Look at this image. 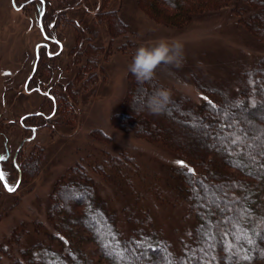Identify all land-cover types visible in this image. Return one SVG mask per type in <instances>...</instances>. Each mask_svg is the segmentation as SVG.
I'll return each mask as SVG.
<instances>
[{"label": "rangeland", "instance_id": "374dc122", "mask_svg": "<svg viewBox=\"0 0 264 264\" xmlns=\"http://www.w3.org/2000/svg\"><path fill=\"white\" fill-rule=\"evenodd\" d=\"M43 1L46 6L37 8L26 0H0V155L8 151L11 158L21 146L18 160L23 161L31 154L29 161L38 163L39 167L33 177L21 178L19 170L5 177L4 184L16 190L9 192L2 188L0 250L12 237L19 238L21 248L34 232L45 239L53 230L48 219L53 186L76 165L86 170L108 208L117 211L118 228L122 230V210L127 205L135 218L150 215L156 228L177 247L190 224L182 222L188 204L183 194L173 191L178 184L172 176L177 167L186 165L178 164L180 160L157 145L136 138L131 132L120 131L110 123L111 116L121 110L129 88L128 68L132 56L141 44L161 38L178 40L183 45L181 65L161 64L154 77L170 91L199 104L205 97L189 80V73L198 72L213 83L224 80L238 86L239 70L263 58L264 46L249 37L239 21L242 16L233 13L230 5L194 11L190 20L181 26H172L148 15L137 0ZM105 12H114L111 34L107 33L104 23L93 21L95 15ZM55 21L53 34L62 48L60 50L56 44L49 48L54 56L50 61L43 60L36 75L37 53L46 43L43 27L50 31L46 26ZM261 22V18L253 22L257 32L264 31V22ZM121 23L126 26V33L119 36L116 24L122 28ZM77 40H81L82 45L89 41L104 45L98 60L101 69L95 72V79L85 78L82 88L78 83L74 85L79 93L70 110L51 115L53 103L48 95L57 88L49 89L42 81L38 82V78L41 79V70L47 64L55 69L52 81L58 76L64 78L63 82L73 78L79 66L78 56L72 57ZM151 95L146 89L138 94V100L145 117L155 119L146 104ZM243 104V101L238 103L240 107ZM164 110L167 117L187 123L190 135L200 139L194 132L198 119L188 118L170 105ZM40 113L43 115L33 117ZM165 120V124L170 122L168 118ZM121 151L133 156L135 169L129 170L122 164L107 165V178L93 171V165L111 156L116 159ZM6 164L8 162H3ZM8 249L11 255L4 249L0 251V264H15L14 259H20L11 245Z\"/></svg>", "mask_w": 264, "mask_h": 264}, {"label": "trees", "instance_id": "16d2710c", "mask_svg": "<svg viewBox=\"0 0 264 264\" xmlns=\"http://www.w3.org/2000/svg\"><path fill=\"white\" fill-rule=\"evenodd\" d=\"M26 1L37 8L46 6L41 0ZM137 1L148 15L172 26H181L190 20L194 11L230 5L233 13L242 16L239 21L249 37L264 46V31L257 32L253 23L257 18L264 22V0ZM113 14L99 13L93 21L104 23L107 33L111 34ZM121 25L122 28L116 24L119 36L126 33V26ZM46 27L52 32L43 27L46 43L37 53L35 74L43 60L50 61L54 56L49 50L52 45L62 48L53 34L56 21ZM102 51L104 45L101 42L90 44L89 41L82 45L81 40H77L72 57L78 56L79 66L73 78L66 82L61 76L52 81L55 69L44 65L38 82L42 81L49 89L57 88L48 95L53 103L51 115L72 108L79 93L74 85L78 83L82 88L86 84L85 78L96 76L95 72L101 69L98 60ZM238 73V86L224 80L213 83L198 72L189 73V80L205 97L199 104L170 91L168 105L188 118L198 119L194 132L200 139L190 135L187 123L167 117L165 110L154 114L155 119L145 117L141 112L139 93L146 89L152 94L160 88L169 89L155 77L140 83L129 72V88L121 110L111 116L112 127L157 145L186 165L176 168V176L171 175L178 184L173 191L183 194L188 204L182 222L190 224L184 238L177 239V247L156 228L150 215L135 218L127 205L122 210V230L118 228L117 211L108 208L86 170L76 165L54 184L51 191L48 219L53 230L46 233L45 239L32 233L33 238L28 239L23 248L19 246V238H9L0 251L4 249L11 255L8 249L11 245L20 258L14 259L15 264H264V57ZM41 87L39 90L42 91ZM240 101L244 103L241 107ZM35 115L33 117H39L43 113ZM165 118L170 122L165 124ZM189 123L193 124V121ZM180 129L186 133H181ZM235 138L238 142L232 143ZM20 149L21 146L17 151ZM18 152L11 158L8 151L4 152L1 171L5 177L13 170H19L21 178L33 177L39 169L38 163L31 164L28 159L31 154L23 161L18 160ZM3 162L8 164L3 165ZM117 164L129 167V170L136 167L133 156L121 151L116 159L108 157L101 164L93 165L92 170L107 178L105 167ZM4 181H0V197ZM60 211H63L62 216Z\"/></svg>", "mask_w": 264, "mask_h": 264}, {"label": "clouds", "instance_id": "9594fccd", "mask_svg": "<svg viewBox=\"0 0 264 264\" xmlns=\"http://www.w3.org/2000/svg\"><path fill=\"white\" fill-rule=\"evenodd\" d=\"M183 60V45L178 40L169 41L161 38L150 44H141L136 48L129 72L140 83L151 80L156 69L161 65H175L179 67ZM171 99L169 89L160 88L147 99V107L153 114H160Z\"/></svg>", "mask_w": 264, "mask_h": 264}, {"label": "snow or ice", "instance_id": "6c2138e0", "mask_svg": "<svg viewBox=\"0 0 264 264\" xmlns=\"http://www.w3.org/2000/svg\"><path fill=\"white\" fill-rule=\"evenodd\" d=\"M41 2H43V0H41ZM237 142H238V138H235V139H233V141H232V143H237ZM4 160H5V156L0 155V161H4ZM177 163H178V164H183L182 161H177ZM4 179H5V173H4L3 171H0V181H3ZM18 184H19V181H17V186H18ZM4 187H5L6 190L9 191V192H13V191L16 190L15 187L9 186L8 183H5V184H4ZM250 242H251V241H250ZM118 257L121 258V259L123 258L122 254H118ZM245 259H247V257H245Z\"/></svg>", "mask_w": 264, "mask_h": 264}]
</instances>
